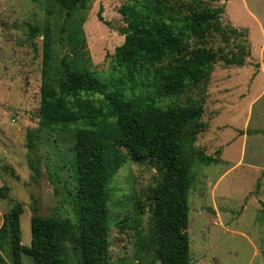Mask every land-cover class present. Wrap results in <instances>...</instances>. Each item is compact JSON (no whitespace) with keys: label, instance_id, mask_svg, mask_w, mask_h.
I'll list each match as a JSON object with an SVG mask.
<instances>
[{"label":"rangeland","instance_id":"obj_1","mask_svg":"<svg viewBox=\"0 0 264 264\" xmlns=\"http://www.w3.org/2000/svg\"><path fill=\"white\" fill-rule=\"evenodd\" d=\"M206 1L222 7V23L240 32L235 38L230 31V45L215 34L206 46L231 54L240 42L251 55L244 66L220 61L208 82L162 96L154 70L116 65L115 50L126 39L120 33L127 26L121 7L132 5L129 0H92L70 15L51 0H0V188L10 189L8 199L0 200V228L16 202L23 204L26 246L31 245L33 208L37 215L69 220L72 234L64 241L63 264H81L77 220L56 172L72 156L76 133L96 126L81 118L45 127L42 109L45 100L55 106L65 102L72 110L89 102L97 109L87 113L99 114L97 122L110 118V112L102 95L67 90L63 63L69 61L129 99L161 107L203 104L201 121L188 129L191 134L200 126L187 153L193 178L190 259L192 264H264V0ZM119 151L122 158L108 184L111 262L159 264L142 241L153 227L148 199L163 173L157 160L134 161L126 149ZM208 157L216 162L207 165ZM71 174L66 167L62 182H73ZM2 254L11 263L8 249ZM21 264L36 263L24 255Z\"/></svg>","mask_w":264,"mask_h":264},{"label":"trees","instance_id":"obj_2","mask_svg":"<svg viewBox=\"0 0 264 264\" xmlns=\"http://www.w3.org/2000/svg\"><path fill=\"white\" fill-rule=\"evenodd\" d=\"M51 1L70 15L77 9H86L92 0ZM129 2L132 5L121 7L127 26L120 33L126 39L115 50L116 65L126 66L130 71L154 70L157 74L155 86L162 96H176L187 88L208 82L220 61L227 66H244L251 55L249 48L240 42L236 44L238 50L231 54L206 46L215 34L220 35L226 45H230L231 33L235 38L240 37L236 35L240 32L222 23L223 8L210 1ZM63 66L65 87L69 92L78 96L82 92L102 95L110 112V118L97 122L95 118L99 114L87 113L97 109L89 102L80 103L77 110H72L65 102L55 106L45 100L42 109L45 127L81 118L91 120L96 126L76 133L72 156L56 172L57 183H63L67 203L77 220L75 240L81 264H112L108 184L122 158L121 148L126 149L134 161L157 160L158 170L163 173L148 199L153 227L151 233L143 237L142 248L154 252L159 264H192L188 197L193 178L187 153L196 141L200 126L191 134L188 129L198 126L205 112L203 104L161 107L153 102L129 99L119 88L109 91L93 72L73 66L69 61H64ZM29 145L30 149L34 146L32 141ZM205 161L207 165L216 162L211 157ZM66 167L72 172L73 182H62L60 173ZM9 190L6 184L0 188V200L8 199ZM33 211L30 246L22 243L23 204L16 202L6 215L0 228V264H21L24 255L32 257L36 264L64 263V241L72 234L70 221L37 215L34 208ZM6 249L11 263L2 254Z\"/></svg>","mask_w":264,"mask_h":264}]
</instances>
